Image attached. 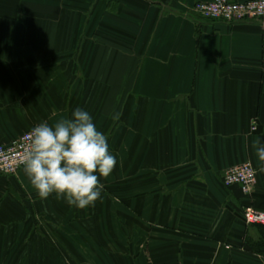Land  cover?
<instances>
[{
  "label": "crops",
  "instance_id": "1",
  "mask_svg": "<svg viewBox=\"0 0 264 264\" xmlns=\"http://www.w3.org/2000/svg\"><path fill=\"white\" fill-rule=\"evenodd\" d=\"M208 1L0 0V144L79 107L123 161L87 210L0 177V264H264L243 220L264 211V22ZM243 162L250 196L221 181Z\"/></svg>",
  "mask_w": 264,
  "mask_h": 264
},
{
  "label": "clouds",
  "instance_id": "2",
  "mask_svg": "<svg viewBox=\"0 0 264 264\" xmlns=\"http://www.w3.org/2000/svg\"><path fill=\"white\" fill-rule=\"evenodd\" d=\"M121 115L116 111L111 119L117 122ZM27 135L30 144L23 170L37 196L46 200L54 193L77 210L94 207L105 187L101 177H109L117 160L90 113L77 107L71 118L53 125L40 122ZM255 150L264 163V145H256Z\"/></svg>",
  "mask_w": 264,
  "mask_h": 264
},
{
  "label": "built area",
  "instance_id": "3",
  "mask_svg": "<svg viewBox=\"0 0 264 264\" xmlns=\"http://www.w3.org/2000/svg\"><path fill=\"white\" fill-rule=\"evenodd\" d=\"M193 8L209 20L236 23L256 19L264 22V0H211L197 2ZM32 128L9 143L0 144V177L15 175L23 169V157L30 144L27 134ZM221 180L225 187L237 186L244 196H250L256 184V169L251 163L243 162L227 168ZM243 219L247 225L264 226V211L246 203Z\"/></svg>",
  "mask_w": 264,
  "mask_h": 264
},
{
  "label": "trees",
  "instance_id": "4",
  "mask_svg": "<svg viewBox=\"0 0 264 264\" xmlns=\"http://www.w3.org/2000/svg\"><path fill=\"white\" fill-rule=\"evenodd\" d=\"M255 229V237H247L246 243L249 248L258 254L264 255V226L261 225H250Z\"/></svg>",
  "mask_w": 264,
  "mask_h": 264
},
{
  "label": "rangeland",
  "instance_id": "5",
  "mask_svg": "<svg viewBox=\"0 0 264 264\" xmlns=\"http://www.w3.org/2000/svg\"><path fill=\"white\" fill-rule=\"evenodd\" d=\"M116 160H117V163H116L117 166H115V167L123 166V161H122V165H121L120 161L118 159H116ZM123 181H124V176L122 175V176H117L116 180L114 182H116V183L121 182L122 183Z\"/></svg>",
  "mask_w": 264,
  "mask_h": 264
}]
</instances>
